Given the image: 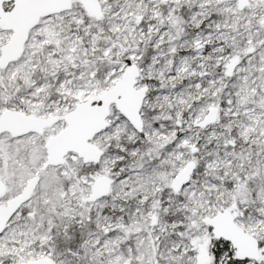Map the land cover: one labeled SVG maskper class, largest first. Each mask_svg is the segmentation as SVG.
<instances>
[{"label": "snow or ice", "instance_id": "snow-or-ice-1", "mask_svg": "<svg viewBox=\"0 0 264 264\" xmlns=\"http://www.w3.org/2000/svg\"><path fill=\"white\" fill-rule=\"evenodd\" d=\"M0 264H264V0H0Z\"/></svg>", "mask_w": 264, "mask_h": 264}]
</instances>
